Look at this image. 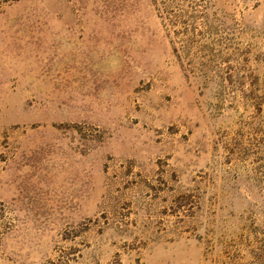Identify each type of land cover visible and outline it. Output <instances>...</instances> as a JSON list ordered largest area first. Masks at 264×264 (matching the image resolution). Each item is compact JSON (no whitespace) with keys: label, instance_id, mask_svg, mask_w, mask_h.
<instances>
[{"label":"rangeland","instance_id":"obj_1","mask_svg":"<svg viewBox=\"0 0 264 264\" xmlns=\"http://www.w3.org/2000/svg\"><path fill=\"white\" fill-rule=\"evenodd\" d=\"M0 264H264V0H0Z\"/></svg>","mask_w":264,"mask_h":264}]
</instances>
